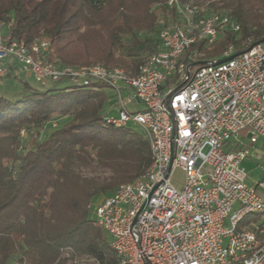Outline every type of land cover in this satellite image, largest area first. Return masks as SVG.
<instances>
[{
  "label": "trees",
  "instance_id": "16d2710c",
  "mask_svg": "<svg viewBox=\"0 0 264 264\" xmlns=\"http://www.w3.org/2000/svg\"><path fill=\"white\" fill-rule=\"evenodd\" d=\"M168 1L0 0V32L28 47L48 41L47 59L59 66L101 63L135 76L159 50L162 26L176 19ZM179 1L239 25L188 49L182 62L191 71L226 57L229 47L239 53L264 39V0ZM161 9L173 18L159 22ZM17 68L0 82V264H129L93 214L150 167L148 139L108 122L118 100L105 83L65 78L43 86ZM238 229L264 244V213L246 216Z\"/></svg>",
  "mask_w": 264,
  "mask_h": 264
},
{
  "label": "built area",
  "instance_id": "2783aa9c",
  "mask_svg": "<svg viewBox=\"0 0 264 264\" xmlns=\"http://www.w3.org/2000/svg\"><path fill=\"white\" fill-rule=\"evenodd\" d=\"M168 5L176 19L162 26L160 48L138 75L101 63L59 66L47 59L48 41L28 47L5 42L0 32V82L12 64L43 86L65 78L83 87L102 82L118 100L108 122L140 126L151 147L150 167L95 210L124 263L263 264L264 244L238 225L264 213V176L252 185L242 166L264 140V39L231 60L191 71L182 62L188 49L214 42L223 26L237 31L239 25L179 0ZM177 168L185 172L182 188L172 181Z\"/></svg>",
  "mask_w": 264,
  "mask_h": 264
},
{
  "label": "rangeland",
  "instance_id": "374dc122",
  "mask_svg": "<svg viewBox=\"0 0 264 264\" xmlns=\"http://www.w3.org/2000/svg\"><path fill=\"white\" fill-rule=\"evenodd\" d=\"M188 3L192 4V2H188ZM202 9L205 10L206 7H202ZM157 13L159 15L158 16L159 22L163 21V20H171L173 18L172 13H170L169 11H167L165 9L158 10ZM29 81L34 83V84H37L33 77H30ZM2 88H3L2 84H0V91ZM127 108L130 111H134L135 106H134V104H129L127 106ZM116 113L117 112H115L114 114H116ZM130 126L137 131L141 130L140 126L134 122H131ZM256 147H257V151L262 153V157L256 156L257 151L255 150V147H253L252 148V154H250L246 159H244V161L242 163V166L245 167V169L248 173L247 181L249 183H255L257 180L259 181L264 174V144H263V142L260 141L258 144H256ZM184 177H185V172L181 168L175 169L173 174H172L173 184L177 188H182V186L184 184ZM93 217L96 218V213L93 214ZM228 220L229 219L227 218V221ZM227 241H228V239H225V244L227 243Z\"/></svg>",
  "mask_w": 264,
  "mask_h": 264
},
{
  "label": "water",
  "instance_id": "95a60500",
  "mask_svg": "<svg viewBox=\"0 0 264 264\" xmlns=\"http://www.w3.org/2000/svg\"><path fill=\"white\" fill-rule=\"evenodd\" d=\"M242 52H239V53H233V54H231V55H229V56H226V57H223V58H220V59H217V60H215V61H212L211 63L212 64H220V63H223V62H226V61H228V60H231V59H233V58H235L236 56H238L239 54H241ZM203 64H207V62H203Z\"/></svg>",
  "mask_w": 264,
  "mask_h": 264
},
{
  "label": "crops",
  "instance_id": "0c3cea01",
  "mask_svg": "<svg viewBox=\"0 0 264 264\" xmlns=\"http://www.w3.org/2000/svg\"><path fill=\"white\" fill-rule=\"evenodd\" d=\"M24 75H25V77L28 78V79H30V77H32V75H30V73H28V72L25 73ZM260 141H262L263 144H264V140H263V139L260 140ZM260 141H259V142H260ZM259 142H258V143H259ZM258 143H257V144H258ZM263 176H264V174H263ZM263 176H262V177H263ZM257 182H258V180H257L255 183H250V184L255 185Z\"/></svg>",
  "mask_w": 264,
  "mask_h": 264
}]
</instances>
